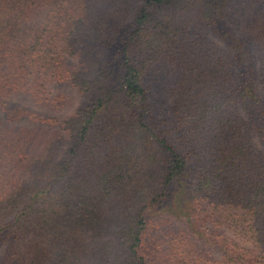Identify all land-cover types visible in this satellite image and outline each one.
I'll return each instance as SVG.
<instances>
[{
    "label": "trees",
    "instance_id": "1",
    "mask_svg": "<svg viewBox=\"0 0 264 264\" xmlns=\"http://www.w3.org/2000/svg\"><path fill=\"white\" fill-rule=\"evenodd\" d=\"M0 264H264V0H0Z\"/></svg>",
    "mask_w": 264,
    "mask_h": 264
},
{
    "label": "rangeland",
    "instance_id": "2",
    "mask_svg": "<svg viewBox=\"0 0 264 264\" xmlns=\"http://www.w3.org/2000/svg\"><path fill=\"white\" fill-rule=\"evenodd\" d=\"M240 22L241 21H239L236 24V26H239L240 25ZM236 28H238V27H236ZM203 31H204L203 33L205 35H207V36H209L211 38H214V36L212 35V33L210 31H208L207 29H204ZM237 33H240V32L237 31ZM250 46H251V44H250ZM251 50H252V53H253V55L255 57V62H256V65H257V62L258 61H257V53H256V50H255V48L253 46H251ZM165 72H166V70L164 69V71L162 73L163 75L160 77V80H159V83L160 84H163L165 82V80H167V76H166ZM52 91L54 93L64 92L68 96L70 95L69 98H71L70 104H68L69 107L53 113L54 115H56L58 117H62V118L63 117H67L72 112V110L74 108L83 106L85 104V102L88 101V96L86 94H83V93H80V92L77 93L74 89L70 88L69 85H62V86L61 85H58V86H54L53 89H52ZM159 96H160V100L159 101L160 102L163 101L164 95L161 93ZM47 113H49V112H47ZM49 114H52V113H49ZM161 211L162 210L160 209V207H159V209H156V210H153L152 211V214H154L156 220H157V217H156L155 213L156 212H161Z\"/></svg>",
    "mask_w": 264,
    "mask_h": 264
}]
</instances>
